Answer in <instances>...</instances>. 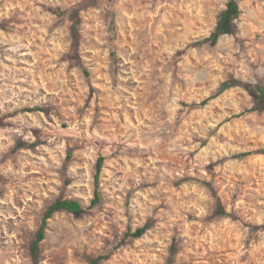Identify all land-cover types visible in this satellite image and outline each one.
<instances>
[{"label":"clouds","instance_id":"clouds-1","mask_svg":"<svg viewBox=\"0 0 264 264\" xmlns=\"http://www.w3.org/2000/svg\"><path fill=\"white\" fill-rule=\"evenodd\" d=\"M0 264H264V0H0Z\"/></svg>","mask_w":264,"mask_h":264}]
</instances>
